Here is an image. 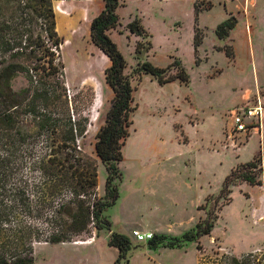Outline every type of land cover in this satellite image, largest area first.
Instances as JSON below:
<instances>
[{
    "label": "rangeland",
    "instance_id": "rangeland-1",
    "mask_svg": "<svg viewBox=\"0 0 264 264\" xmlns=\"http://www.w3.org/2000/svg\"><path fill=\"white\" fill-rule=\"evenodd\" d=\"M122 1L121 24L108 33L128 62L125 72L139 62L138 43L150 41L141 61L166 68L180 60L190 82L161 84L151 74L132 80L135 109L119 164L120 195L105 210L112 230L128 235L133 245L120 264H226V256L264 264L263 127L235 131L233 126L237 111L252 107L258 97L264 101V0ZM103 3L54 4L67 94L77 115L89 118L78 144L98 169L99 196L106 193L107 170L96 151L97 134L114 91L105 72L111 62L91 40L90 5L99 10ZM232 18L237 23L225 35L227 27L220 26ZM135 20L146 34L131 32ZM177 72L174 67L169 73ZM253 157L260 159L261 184L239 181L224 189L237 162ZM207 218L214 219L212 231L181 248H150L132 233L161 227L151 232L181 236ZM92 229L73 241L36 243L34 264H114L119 250L109 245V231L96 236Z\"/></svg>",
    "mask_w": 264,
    "mask_h": 264
},
{
    "label": "trees",
    "instance_id": "trees-1",
    "mask_svg": "<svg viewBox=\"0 0 264 264\" xmlns=\"http://www.w3.org/2000/svg\"><path fill=\"white\" fill-rule=\"evenodd\" d=\"M55 1L0 0V264H34L36 243L73 241L93 234L92 226L96 236L109 231V245L119 250L114 264H120L133 245L128 235L112 230L105 210L120 195L119 164L135 109L132 80L151 74L161 84L175 79L188 83L190 76L180 60L166 68L141 61L150 41L138 43L139 62L126 73L128 62L108 33L121 24L118 8L123 1L103 0L104 8L91 21L90 36L111 62L105 72L114 97L97 134L96 151L107 170L106 193L99 196L98 169L78 144L89 118L77 115L67 94ZM236 23L232 18L220 28L227 27L228 35ZM128 27L137 35L146 34L140 20ZM174 67L178 72L171 75ZM258 160L237 165L224 189L239 181L261 184ZM214 224L207 218L181 236L156 233L147 244L181 248L209 234ZM225 258L226 264L254 263L252 257Z\"/></svg>",
    "mask_w": 264,
    "mask_h": 264
},
{
    "label": "built area",
    "instance_id": "built-area-1",
    "mask_svg": "<svg viewBox=\"0 0 264 264\" xmlns=\"http://www.w3.org/2000/svg\"><path fill=\"white\" fill-rule=\"evenodd\" d=\"M233 120L235 131H248L252 128L261 130L264 120V101L261 97H258L252 107L237 111ZM132 233L139 242H148L155 235L151 231H141L139 229H134Z\"/></svg>",
    "mask_w": 264,
    "mask_h": 264
},
{
    "label": "crops",
    "instance_id": "crops-1",
    "mask_svg": "<svg viewBox=\"0 0 264 264\" xmlns=\"http://www.w3.org/2000/svg\"><path fill=\"white\" fill-rule=\"evenodd\" d=\"M90 6H91L90 9H92V10L94 11V13H93V15H92V18H91V21H92V19L100 13L101 9L104 8V3H103L102 6L99 8V10H97V9H96V10L93 9L92 5H90ZM103 54H104V53H103ZM104 55H105V54H104ZM105 56H106V55H105ZM262 56H263V55L261 54V60H262ZM257 74H258V73H257ZM256 78H257L258 81H260V78H259L258 75H256ZM262 127H263V130H262V137H263V139H264V120H263V126H262ZM240 146H241V145H240ZM240 146H239L238 144H235V147H236L238 150H240ZM259 151H260V150H259ZM259 151L256 150V151H255V155H257ZM239 155H240V154L238 153V154H237V157H239ZM255 155H254V157H255ZM254 157H253V158H254ZM253 158H252V159H253ZM240 163H244V162H237V165L240 164ZM237 165H236V166H237ZM263 165H264V159H263ZM233 167H234V166H233ZM233 167H232V168H233ZM144 229H145L146 231H151V230H153V231H155V232H158V231H161L162 228H161V227H157V228H149V227H146V228H145V227H144ZM127 232H128V231H127Z\"/></svg>",
    "mask_w": 264,
    "mask_h": 264
},
{
    "label": "bare ground",
    "instance_id": "bare-ground-1",
    "mask_svg": "<svg viewBox=\"0 0 264 264\" xmlns=\"http://www.w3.org/2000/svg\"><path fill=\"white\" fill-rule=\"evenodd\" d=\"M57 29L59 30V27H57ZM85 243H91V242L89 241V242H85Z\"/></svg>",
    "mask_w": 264,
    "mask_h": 264
}]
</instances>
